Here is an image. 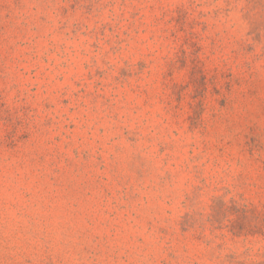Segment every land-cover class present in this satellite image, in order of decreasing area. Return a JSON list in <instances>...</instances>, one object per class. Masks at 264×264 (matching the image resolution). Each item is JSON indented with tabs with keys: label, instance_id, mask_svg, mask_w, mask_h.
<instances>
[{
	"label": "rangeland",
	"instance_id": "374dc122",
	"mask_svg": "<svg viewBox=\"0 0 264 264\" xmlns=\"http://www.w3.org/2000/svg\"><path fill=\"white\" fill-rule=\"evenodd\" d=\"M0 264H264V0H0Z\"/></svg>",
	"mask_w": 264,
	"mask_h": 264
}]
</instances>
